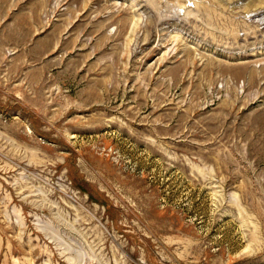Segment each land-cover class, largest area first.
Masks as SVG:
<instances>
[{
	"label": "rangeland",
	"instance_id": "obj_1",
	"mask_svg": "<svg viewBox=\"0 0 264 264\" xmlns=\"http://www.w3.org/2000/svg\"><path fill=\"white\" fill-rule=\"evenodd\" d=\"M0 264H264V0H0Z\"/></svg>",
	"mask_w": 264,
	"mask_h": 264
}]
</instances>
